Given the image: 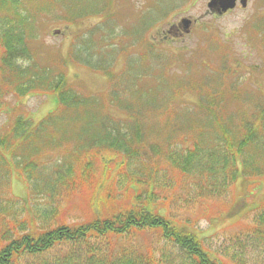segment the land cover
Listing matches in <instances>:
<instances>
[{
	"label": "trees",
	"instance_id": "16d2710c",
	"mask_svg": "<svg viewBox=\"0 0 264 264\" xmlns=\"http://www.w3.org/2000/svg\"><path fill=\"white\" fill-rule=\"evenodd\" d=\"M57 2L78 18L101 13L96 9L101 0ZM54 8V0H0L4 93L57 96V107L38 126L31 128L25 119L17 118L0 138V264H178L163 257L162 244L177 250L179 264H227L222 261L228 246L227 257L241 264L249 249L261 250L264 203L248 212L249 223H240L239 217V230L220 245L224 252L219 254L225 257H217L218 252L207 247L190 222L177 219L171 204L184 192L223 204L239 175L264 177V114L239 127L231 122L235 129H226L214 115L221 113L224 94L203 96L202 89L195 114L200 119L210 117L216 132L209 134L208 143L201 137L171 142L179 133L200 128L190 117L184 125L176 122L170 135L176 136L163 144L144 129L150 123L148 114L161 108L159 103L147 98L141 102L133 98L136 93L126 90L119 95L122 87L118 80L113 86L112 78L107 92L84 94L67 85L59 67L38 65L30 49L31 25L38 15ZM75 59L82 65V58ZM91 68L107 73V69ZM182 85L185 92L200 93V86ZM167 95L177 96L170 90L163 98ZM112 105L124 113L137 108L142 116L118 124ZM7 136H14V141L7 143ZM147 136L155 137L148 140ZM9 158L18 160L19 171L28 179L29 207L25 200L8 197ZM162 175L164 184L159 181ZM167 187L175 191L163 198ZM77 198L82 206L69 208Z\"/></svg>",
	"mask_w": 264,
	"mask_h": 264
},
{
	"label": "rangeland",
	"instance_id": "374dc122",
	"mask_svg": "<svg viewBox=\"0 0 264 264\" xmlns=\"http://www.w3.org/2000/svg\"><path fill=\"white\" fill-rule=\"evenodd\" d=\"M207 2L208 0H114L113 4V0H101L96 6V9H101V13H84L78 18L76 12L66 13L65 7L54 0L57 9L54 8L48 14L44 11L38 15L36 23L31 25L30 49L38 65L59 67L67 85L84 94L107 92L112 78L113 86L118 80L122 87L119 95L124 90L136 93L133 98L140 99L141 102V98L152 94L156 96L152 101L161 104V108L149 113L147 119L150 123L144 129L159 136L163 144L176 136H170L175 122L184 125V119L190 117L195 118L197 124L200 123V128L193 133H179L171 142L192 141L201 137L208 143L209 134L215 133L217 127L208 122L210 117L203 115L200 119L199 114L191 113L190 109L199 105L194 104L197 94L185 92L187 89L182 83L202 86L203 96L222 91L226 103L223 104L221 113L214 115L230 130L235 129L229 121L233 111L240 112L249 106L237 104L231 89L238 88L242 95L264 101L261 98L264 94V0H247L245 10L237 8L223 17L207 14ZM181 18L194 21L190 33H168V29ZM56 31L59 33L56 34ZM90 42L93 43L90 45ZM256 48L262 53L260 59ZM76 56L82 58V65L74 62ZM108 62L107 73L83 65L87 63L89 66L99 67ZM230 63L234 66L232 69L229 68ZM134 76L136 80H133ZM251 89L254 92L257 90L258 96L251 94ZM137 90L143 92L139 93ZM166 90L175 95L184 93L180 98L168 101L162 97ZM56 98L54 94L42 92H31L20 97L6 94L0 102V138L4 136L2 133L10 129L18 113L31 119L27 121L31 128L38 126L40 120L57 107ZM115 106L117 105L111 106V112L118 124L120 120L134 118L136 121L142 116L137 108L131 113H124ZM251 116L247 114L246 118H240L233 124L238 126ZM236 119L237 116L234 115L233 120ZM155 136H147V139L152 140ZM14 139V136H7V143ZM17 162L18 160L9 158L8 183L11 182V195L8 197L12 200H25L29 207L28 179L19 171ZM165 180L163 175L159 178L162 184ZM254 187L255 190L250 195V189ZM122 189L123 185L117 187L118 192ZM174 191L170 187L165 188L163 198ZM176 196L171 204L173 215L179 220L190 222L198 235L205 236L207 247L218 252H214L217 257H225L219 254L224 252L220 245L239 230L241 222L249 223L248 212L264 203V179L241 178L233 192L222 198L223 204L217 203L215 198L198 200L192 192ZM159 197L161 199L162 193H159ZM75 206H82L78 198L68 204L69 208ZM83 209L80 212L83 213ZM77 214L76 211L70 216ZM161 248L165 259L168 257L179 264L181 258L175 248L163 244ZM260 249H249L240 263L264 264V243L260 245ZM228 250L230 254L229 246ZM227 256L222 262L234 264L231 257Z\"/></svg>",
	"mask_w": 264,
	"mask_h": 264
},
{
	"label": "water",
	"instance_id": "95a60500",
	"mask_svg": "<svg viewBox=\"0 0 264 264\" xmlns=\"http://www.w3.org/2000/svg\"><path fill=\"white\" fill-rule=\"evenodd\" d=\"M218 0H211L208 4L209 9L215 8L218 4L222 7V11L225 12L228 9H232L234 7V0H220L221 2L217 3ZM242 7H244V1L241 3Z\"/></svg>",
	"mask_w": 264,
	"mask_h": 264
},
{
	"label": "flooded vegetation",
	"instance_id": "af4514ba",
	"mask_svg": "<svg viewBox=\"0 0 264 264\" xmlns=\"http://www.w3.org/2000/svg\"><path fill=\"white\" fill-rule=\"evenodd\" d=\"M183 30H184V27L177 23L175 26H173V28L170 32L174 31L175 33L181 35Z\"/></svg>",
	"mask_w": 264,
	"mask_h": 264
}]
</instances>
